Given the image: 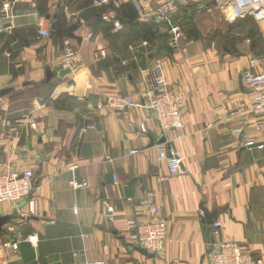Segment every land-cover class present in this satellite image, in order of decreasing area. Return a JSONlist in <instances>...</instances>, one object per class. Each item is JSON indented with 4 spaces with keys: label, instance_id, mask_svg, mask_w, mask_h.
Wrapping results in <instances>:
<instances>
[{
    "label": "crops",
    "instance_id": "obj_1",
    "mask_svg": "<svg viewBox=\"0 0 264 264\" xmlns=\"http://www.w3.org/2000/svg\"><path fill=\"white\" fill-rule=\"evenodd\" d=\"M6 1L0 171L31 168L34 182L30 197L0 204L8 220L0 228V264H211L213 215L221 240L264 260V115L250 111L254 93L244 79L252 60L253 71L264 72V2L238 15L231 0H178L179 9L158 20L153 12L164 0H137L141 11L133 0H0V8ZM108 11L121 30L103 20ZM248 16L254 34L243 23ZM65 41L82 61L59 76ZM99 49L107 55L95 59ZM152 70L185 102L184 128L166 135L154 122L141 132L145 106H105L117 93L144 105ZM170 150L182 159L175 174ZM74 177L88 187L71 188ZM147 195L166 220L156 254L122 237L126 220L147 217ZM29 198L34 214L22 219ZM31 235L16 249L5 246Z\"/></svg>",
    "mask_w": 264,
    "mask_h": 264
},
{
    "label": "built area",
    "instance_id": "obj_2",
    "mask_svg": "<svg viewBox=\"0 0 264 264\" xmlns=\"http://www.w3.org/2000/svg\"><path fill=\"white\" fill-rule=\"evenodd\" d=\"M108 0H94V3L101 5L107 3ZM141 11L137 0H133ZM264 0H231L238 15L245 12V9L254 6L258 7ZM179 9L178 0H164L153 12L158 20L165 19L169 14L175 13ZM12 10V2L6 1L2 3L0 8V33L7 29L6 20L10 16ZM106 22L113 25L115 31L123 28L117 14L114 11H108L102 15ZM39 32L42 36H48L49 32L42 28V22L39 23ZM173 30L170 38L171 46L177 45L178 33ZM107 55L106 49H99L95 53V59L103 58ZM82 56L78 50L73 48L68 41L64 42L63 51L60 57V68L68 69V74H72L74 69L81 63ZM255 60L251 61V67L255 66ZM248 68L244 73V79L248 87L253 91L254 96L250 103V111L254 115H264V72L253 71ZM151 83L145 90L146 103L142 105L139 101H134L130 95H121L119 93L109 95L105 100V106L113 111H125L128 107H146L149 113L139 123V129L142 133H147L152 129L151 123L157 125L159 131L166 135L171 130H180L184 128L183 114L185 102L182 96L171 91L164 77L156 70L150 71ZM167 143V140H165ZM158 145L160 154L163 153L164 144ZM252 144L248 141L245 145ZM135 152V150L130 151ZM168 159L169 171L175 174L179 170L182 159L170 150ZM34 171L31 168L21 171L8 170L0 171V204L6 201H22L30 197L33 190ZM73 189L88 187L86 181H79L75 177L70 181ZM147 208L148 214L145 219L130 218L126 220L125 227L122 231V237L135 248L145 249L148 253H159L165 244L167 238L166 220L159 216L160 207L153 203L151 195H147L143 200ZM34 214V202L28 199V212H21L22 219ZM221 222L215 220L212 222L210 236L213 238V249L209 253L211 264H264L261 258H254L251 253L236 242L221 240ZM26 239L33 240V235L26 238H18L13 243L5 244L16 249L18 241ZM9 248V247H8ZM128 246L123 248L127 251ZM80 264H101L98 261H83Z\"/></svg>",
    "mask_w": 264,
    "mask_h": 264
},
{
    "label": "water",
    "instance_id": "obj_3",
    "mask_svg": "<svg viewBox=\"0 0 264 264\" xmlns=\"http://www.w3.org/2000/svg\"><path fill=\"white\" fill-rule=\"evenodd\" d=\"M7 26H8V24H7ZM52 28H53V26H52ZM4 35V33L2 32V33H0V37H2ZM68 72H69V70L68 69H61L59 72H58V75L59 76H62V75H66V74H68ZM161 140L162 141H164V138H161ZM161 141V142H162ZM253 144V143H252ZM252 144H250V145H252ZM206 213V212H205ZM216 220V218H215V215H213L212 217H211V219H208L207 220V223H212L213 221H215ZM8 220H7V217H3V216H0V228H1V226L4 224V223H6ZM209 232H210V227H208V229H207V236H208V238H207V241H208V243H209V249H208V253H210L211 251H212V249H213V242H214V240H213V238L209 235ZM143 250V252L145 253V254H148V252L145 250V249H142ZM150 254H153V253H150Z\"/></svg>",
    "mask_w": 264,
    "mask_h": 264
},
{
    "label": "trees",
    "instance_id": "obj_4",
    "mask_svg": "<svg viewBox=\"0 0 264 264\" xmlns=\"http://www.w3.org/2000/svg\"><path fill=\"white\" fill-rule=\"evenodd\" d=\"M243 20H244V22H243L244 25L249 27V30L252 32V34H254L255 33L254 32L255 28H254V25H253V22H252V18L250 16H248V17L244 18ZM59 24H60V22H59V16H58V20L56 21V28H55V25H54V34H56L55 36H59L61 34L60 33ZM137 30L138 31H145V25L142 24L141 27L137 28ZM196 35H197V33L194 36H196Z\"/></svg>",
    "mask_w": 264,
    "mask_h": 264
},
{
    "label": "rangeland",
    "instance_id": "obj_5",
    "mask_svg": "<svg viewBox=\"0 0 264 264\" xmlns=\"http://www.w3.org/2000/svg\"><path fill=\"white\" fill-rule=\"evenodd\" d=\"M252 7V9H254V6H250V7H248L247 9H250Z\"/></svg>",
    "mask_w": 264,
    "mask_h": 264
}]
</instances>
